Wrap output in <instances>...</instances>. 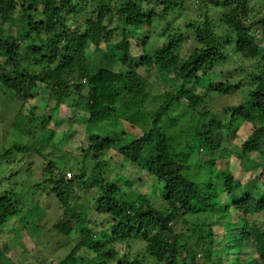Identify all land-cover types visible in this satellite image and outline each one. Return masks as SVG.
<instances>
[{
	"label": "trees",
	"instance_id": "trees-1",
	"mask_svg": "<svg viewBox=\"0 0 264 264\" xmlns=\"http://www.w3.org/2000/svg\"><path fill=\"white\" fill-rule=\"evenodd\" d=\"M197 1L229 10L216 22L208 13L204 18L189 10L184 14L185 0H0V58H5L10 71L9 76L2 74L0 65V106L7 107L10 101L4 88L21 98L17 114L22 115L33 97L29 82L40 81L49 93L47 108L77 97L88 110L89 124H108L115 131L121 127L125 137L120 142L112 136L93 135L84 152L95 161L89 176L84 168L76 174L66 173L65 166L57 167L51 160L40 176L32 147L15 141L7 148L3 145L1 235L10 220L25 213L27 202L33 203L36 194L43 193L57 200L63 210L64 219L53 228L65 243L74 241L72 233L82 236L72 242L76 245H70L60 264H77L84 258L80 256L84 249L101 252L109 264H225L224 257L214 255L212 224L237 211L238 223L222 227L239 246L247 241L264 264V183L257 178L238 179L234 169L223 172L216 168L223 156L240 163L244 176L246 170L257 168L251 154L264 151V0ZM201 10L200 6L198 12ZM25 22L30 46L23 53L19 36ZM34 35L46 38L36 40ZM189 39L191 48L184 55ZM100 56L112 59L120 69L96 65ZM250 60L258 63L247 75L240 61ZM29 62L36 70L27 68ZM229 66L231 70H223ZM154 69L167 72L171 84L155 87L148 81ZM216 70L221 80L202 85ZM209 93L214 94L211 100H207ZM150 94L158 95L159 106L131 121L128 106L134 103L146 108ZM232 95L234 105L220 102ZM123 102L126 105L120 107ZM49 118L39 121L33 111L29 121L45 128ZM245 123L254 125L253 134L241 146L233 144L228 152L222 151L216 136L226 131L234 138ZM178 133L186 137L173 147ZM172 147L181 148L188 157L185 166L175 162ZM113 150L122 161L142 169L151 187H155L152 179L162 185L153 191L166 207L158 208L147 194L132 198L124 186L133 183L119 174L115 179L108 168ZM208 163L212 169L215 166V172H210ZM75 183L85 193L82 198L90 196L92 208L109 217L100 231L82 220L86 211L76 210L70 198ZM218 186L226 194L224 201H220L223 195ZM195 190L205 191L203 201L192 197ZM70 220L75 221L74 226ZM106 241L112 244L107 246ZM139 241L145 244L147 255L140 253L130 259L124 246Z\"/></svg>",
	"mask_w": 264,
	"mask_h": 264
},
{
	"label": "rangeland",
	"instance_id": "rangeland-1",
	"mask_svg": "<svg viewBox=\"0 0 264 264\" xmlns=\"http://www.w3.org/2000/svg\"><path fill=\"white\" fill-rule=\"evenodd\" d=\"M191 2L193 6L190 5ZM254 2H251V5H253ZM184 5L186 7L184 14H187L189 10L190 13H195L196 17L200 14L201 17L204 18L205 14L208 13L215 18V21L217 20L216 22H218V18L221 15L229 10V7L223 6L216 8L210 3V1H207L206 4L201 5V3L197 0H185ZM200 6L202 7V10L198 12V8ZM159 8L161 7L159 6ZM40 10L41 6L38 11ZM20 11L21 10L16 12V14L20 13ZM23 13L27 14V12ZM261 15L262 14L259 16ZM180 22L183 21L180 20ZM28 29V24L25 22L22 35L19 36L23 41V53L30 46L29 43H26V33L28 32ZM34 37L36 40L40 39L43 41L45 40L44 38H46L44 35L42 37L34 35ZM190 41L191 40L189 39L184 45V55L188 54L189 49L191 48L192 41ZM100 59L101 61L99 63L96 62L98 61L97 59L94 63L106 69H120L119 65L114 66V61L112 59L107 60L106 57L101 56ZM257 63L258 60H250L245 62L240 61V64H242L245 68V74L247 75L251 74V70H253V67ZM0 65L3 67L1 73L9 76L10 71L6 69L7 61L4 57L0 58ZM26 66L30 71L36 70V67L32 62L27 63ZM230 67L231 66L224 67L223 70H231L232 68ZM121 69L123 72H127L125 67L122 66ZM147 79L148 81L150 80L152 84H155V87H160L164 82L170 85L173 81L172 77L168 76L167 72L160 69L152 70V72L147 76ZM219 80H221V78L218 70H216L215 72L206 76L201 84L205 86ZM29 85L32 86L28 88L31 89L30 92L33 97L28 99L26 106L22 110V115L17 114V112L20 111V108L17 105L19 102H21V98L9 91H6L3 88L5 91V96L10 98V101L7 103V107L0 106V153L3 150V145H5L7 148L12 143H14V141L24 143L34 149L33 162L36 163L37 169L39 171L38 175L41 176L42 170L46 166V163L48 160H51L57 167L62 168V166H65V171H67L66 173L71 172L76 174V172H78L81 168H84L86 175L89 176L95 165V161L92 159V154L87 157L84 155V152L88 150L93 135H100L103 137L112 136L119 140L123 139L125 141L124 134L122 133L123 128L121 127H117L115 131L110 128L108 124H104L103 126L89 124V122H87L88 110L85 106L78 102L79 100L77 97L67 101H60L57 108L49 109L47 108V102L50 97L48 91L45 89V84L38 81L35 83L29 82ZM213 95V93H209L207 95V100H211ZM156 97H158L157 94H150V101H146L148 104L146 108L138 107L136 104L134 105V103H132V106H128V108H130L128 118L131 121H135V119L140 116V114L145 113V115H149L150 111L156 109V107L159 106V102H156ZM222 100L223 102L225 100V106L235 104V97L233 95L232 97L229 96L224 97V99L221 98L220 102ZM126 102L120 103V107L122 105H126ZM33 111L36 113L37 119H39V121L50 116L49 124L45 128H38V126H35V122L29 121L30 113ZM254 129L255 128L253 124L245 123L234 138L233 136H229L228 132L223 131L216 136V143L219 147H222V151L228 152L233 144H238L241 146L253 134ZM175 132L178 131L175 130ZM185 137L186 136L182 137V135L178 133L174 139L173 147L175 145L180 146V143H182L180 140H184ZM80 140L82 143H80ZM173 150L175 151V162L180 166H185L188 157L183 154L181 148L180 150H176L175 148ZM116 152L117 151L115 150L112 151L111 158H109L108 161V168L112 171L115 179H118L117 175L119 174L126 177L133 183L132 186H124L127 190L131 191L132 198L136 199L139 196H143V194H147L152 198L154 204L158 208L166 207L162 203L163 200L159 194L153 191L156 186L162 188V185H159L158 182L152 179L155 187H151L148 180V183L145 182L146 176L144 175L143 170L136 165H131L122 161L120 155H115ZM200 158L202 159L201 155ZM251 158L257 162V168L254 170H246V175L244 176H241V171L244 167L240 163L230 158H224L223 156H220L216 161V168L223 172H225L227 169H234L237 173L236 178L238 179L242 177L245 181H249L250 179L252 180L257 178L259 182L264 183V151L259 149L253 152L251 154ZM212 166L213 165L211 163H208L210 172H215V170H213L215 166L213 169ZM1 169L2 166L0 164V172L2 171ZM5 170L11 171V168H6ZM11 175L12 173H10V176ZM38 177L39 176H37V178ZM122 185H124V183H122ZM217 190H219L223 195L220 201L226 200V194L223 193L224 191L222 187L218 186ZM204 194V190H195L192 192V197L195 200L203 201ZM84 196V191L79 187V185H77V183H75L72 186V190L70 191V198L73 201L76 210L86 211L87 214L84 215L82 220L86 221V224L89 228L100 231V226L102 224H106L109 217L103 216L95 211L92 208L93 203L91 201V197L87 196L82 198ZM33 201V203L30 201L27 202L28 208L23 214L25 216L22 215L20 218H14L10 220L9 223L2 228V235L0 234V250L3 254L1 253L2 256L0 257V264H41L43 261L45 264H52L53 261H56L60 264V260L65 259L67 256L70 250V245H76L74 244L77 242L76 239L82 238V236L79 238L76 233H72L70 238L71 240H74L72 241L74 243L70 242L66 244V239L63 238L62 234H59L53 228L59 220L64 219L63 210L61 209L57 200H55L53 197H46L43 193L39 196L37 193ZM237 215L239 216L236 211L233 217H220L213 222V238L215 241L214 255H221L225 258L224 260L229 261L228 263L225 262V264H260L258 255L253 252L247 241L244 243L243 247L239 246L236 242V238L222 227L226 223L233 222V224H237ZM69 224L70 226H74L75 221L70 220ZM180 229L181 224H178L176 231L179 232ZM104 244L110 246L112 243L110 244L106 241ZM124 247L128 251L129 256L131 257L130 259H132V257H136V255L140 253L147 255L146 250H144L145 244L141 241L125 244ZM238 250L242 251V255H240ZM100 253L89 249H84L80 253V256L84 257V261L78 260L77 264H82L83 262L84 264H109V261H104L105 258L101 257ZM111 264H113V262H111Z\"/></svg>",
	"mask_w": 264,
	"mask_h": 264
},
{
	"label": "clouds",
	"instance_id": "clouds-1",
	"mask_svg": "<svg viewBox=\"0 0 264 264\" xmlns=\"http://www.w3.org/2000/svg\"><path fill=\"white\" fill-rule=\"evenodd\" d=\"M186 1H188V0H186ZM194 1H195V0H194ZM190 5L193 6V5H192V2L190 3ZM69 174L72 175L71 173H69ZM69 174H68V177H69ZM224 261L227 262V263L229 262V261H227V260H224ZM227 263H226V264H227Z\"/></svg>",
	"mask_w": 264,
	"mask_h": 264
},
{
	"label": "built area",
	"instance_id": "built-area-1",
	"mask_svg": "<svg viewBox=\"0 0 264 264\" xmlns=\"http://www.w3.org/2000/svg\"><path fill=\"white\" fill-rule=\"evenodd\" d=\"M69 177H71V175L69 174Z\"/></svg>",
	"mask_w": 264,
	"mask_h": 264
}]
</instances>
